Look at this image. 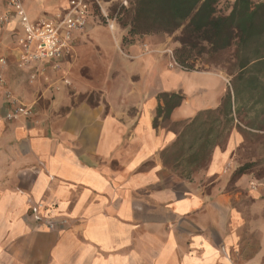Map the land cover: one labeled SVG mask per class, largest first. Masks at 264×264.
Instances as JSON below:
<instances>
[{
  "label": "crops",
  "instance_id": "0c3cea01",
  "mask_svg": "<svg viewBox=\"0 0 264 264\" xmlns=\"http://www.w3.org/2000/svg\"><path fill=\"white\" fill-rule=\"evenodd\" d=\"M114 1L128 3L103 0ZM68 3L25 0L32 20L53 17ZM129 28L118 22L111 29L95 12L74 34L60 69L44 64L45 74L28 83L31 66L19 63L16 49L21 27L16 20L0 25V54L9 63L4 75L36 111L7 120L0 84V264H264V215L256 211L263 189L246 188V173L230 185L241 130L232 127L220 145L215 136L223 126L209 123L220 120L210 113L223 96L209 97L208 77L226 85L224 73L174 63L181 29L129 35ZM108 30L120 51L106 87L86 82L93 76L83 68L98 67L95 54L104 53ZM124 61L152 63L155 82L140 85L144 74L133 71L120 83ZM45 75L72 83L52 90ZM117 90L123 95L115 99ZM93 91L101 100L79 101ZM165 93L180 95V102ZM245 190L255 200L251 216Z\"/></svg>",
  "mask_w": 264,
  "mask_h": 264
},
{
  "label": "rangeland",
  "instance_id": "374dc122",
  "mask_svg": "<svg viewBox=\"0 0 264 264\" xmlns=\"http://www.w3.org/2000/svg\"><path fill=\"white\" fill-rule=\"evenodd\" d=\"M100 1L109 16L117 17L115 28L117 27L118 22L119 24L126 25L132 20L133 13L130 9V2L129 4L127 3L128 7L130 6L128 10H124L126 4H123V2L114 1L106 6L103 0ZM221 6L224 7L225 3H223ZM95 12L100 17V20L108 25L107 21L105 20V16L99 7H95ZM107 34L108 35H105L104 37V39L107 41V47L104 48V53L95 54L96 61L98 62V65H96L98 67L92 66L91 72L88 70V68H83V73L87 77H90L89 75L93 76L92 78H86V82H89L90 84L93 83L94 85L104 84V86L109 87L110 82L112 81L111 77H113L114 74L113 72L117 69L118 64L116 63V58L118 56L117 53L120 50L115 48L114 39L110 30L107 31ZM180 34L181 31L176 33L175 38ZM1 57H5L7 59L5 54H0V58ZM197 57H199L197 61V58H195L194 62H190V64L193 66V69L220 71L224 73V76L226 77V85L223 84L219 77H208V83L213 85L212 90L209 89L208 91V94H210L209 97L211 99H215L216 101L221 93L223 96V100H220L219 106H216L212 113L209 112L212 115L221 117L217 122L212 120L209 122L215 125L216 130H220V128L223 126V132H221L219 135H216L215 139L219 141L220 145H223L228 137L230 129L232 127L240 128L242 139L240 142L235 144L234 150L237 152V155L236 158L232 160L234 165L232 167L238 169L239 167L248 164L249 168L247 169L246 175L243 177L241 182L244 185L247 184L246 188H248V184L253 188L255 186L256 188L262 187L264 193V186H262L264 185V63L253 68L249 67V69H245L243 72L239 73L240 70L237 66L235 57V46L215 54L205 53ZM8 64V59L6 65L2 66L0 64V76L5 82L2 85V82L0 81V84L4 87V96L7 103L8 101L5 91L6 89H12L4 75L3 68H5ZM104 65L105 70L103 68ZM130 66L131 65H128L127 62L124 61L120 68H118L120 76L123 77L119 80L120 83L124 84L127 81V75L133 71H138V73L141 75L144 74V78L142 77L143 79L140 80V85H143L146 81L155 82L157 76L156 72H154L155 69L152 63L145 61L144 65L136 63L135 67ZM60 67V62L57 64V66L53 65L54 70H58ZM44 71L45 70L43 68L42 73H44ZM31 72L32 69L25 80L28 83L34 82L37 78L36 76L35 79L32 80L30 78ZM38 74L41 73L38 72ZM239 74H241V76L237 77ZM44 80L47 84L51 85L52 90L56 91H61L63 86H70L72 83L69 79V76L65 75L54 80L50 76L45 75ZM121 87L122 86H120V88ZM138 88L142 89L141 87ZM12 92L15 94V96H17L13 90ZM116 92L117 95L115 94L114 97L113 94V98L117 99L118 97H122L123 94L121 92L119 93L118 90ZM206 93L207 92L204 91L203 94H200L202 101L206 100ZM84 96L85 99L87 98L91 102H97L101 100V95L98 91L81 94L79 96V101H84L82 100ZM17 98H19V96H17ZM52 99H54V97H52ZM46 102H51V99L48 98ZM46 102L44 101V103ZM229 111H231V117L227 116ZM35 114L36 111L34 110V115ZM204 114H206V112H200V119L205 117ZM235 182H238L237 174L233 175L230 181L232 188H234ZM243 193V203L246 207V212L249 216L254 215L255 200L247 190H245ZM256 207L258 214L264 215V198L259 200Z\"/></svg>",
  "mask_w": 264,
  "mask_h": 264
},
{
  "label": "trees",
  "instance_id": "16d2710c",
  "mask_svg": "<svg viewBox=\"0 0 264 264\" xmlns=\"http://www.w3.org/2000/svg\"><path fill=\"white\" fill-rule=\"evenodd\" d=\"M133 13L129 35L174 33L180 46L174 56L182 67L205 53L215 54L235 46L239 73L264 63V1L254 0H128ZM225 3V6H221ZM128 5L124 10H128ZM241 76L239 74L237 77ZM180 102L181 96L176 93ZM89 101L87 98H82ZM91 102V101H89ZM248 164L234 175L247 172Z\"/></svg>",
  "mask_w": 264,
  "mask_h": 264
},
{
  "label": "built area",
  "instance_id": "2783aa9c",
  "mask_svg": "<svg viewBox=\"0 0 264 264\" xmlns=\"http://www.w3.org/2000/svg\"><path fill=\"white\" fill-rule=\"evenodd\" d=\"M125 3H127L125 1ZM99 7L105 16L109 27L115 28L116 16H109L103 8L100 0H69L68 6L50 18H38L32 20L25 6V0H6L0 8V24L7 25L16 20L21 32L17 37L16 49L19 53V63L31 66L32 80L43 72V65L52 62L54 66L71 51L73 36L77 31L84 30L90 18L95 13V7ZM179 65L178 62H174ZM0 64L6 65L7 59L0 58ZM2 85L5 83L0 76ZM5 94L9 109L6 113L7 120H16L22 116L34 115V107L23 103L10 89ZM47 225L54 228L55 222L48 221Z\"/></svg>",
  "mask_w": 264,
  "mask_h": 264
}]
</instances>
